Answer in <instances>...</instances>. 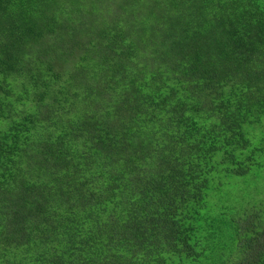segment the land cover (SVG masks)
<instances>
[{
	"label": "trees",
	"instance_id": "16d2710c",
	"mask_svg": "<svg viewBox=\"0 0 264 264\" xmlns=\"http://www.w3.org/2000/svg\"><path fill=\"white\" fill-rule=\"evenodd\" d=\"M0 264H264V0H0Z\"/></svg>",
	"mask_w": 264,
	"mask_h": 264
}]
</instances>
